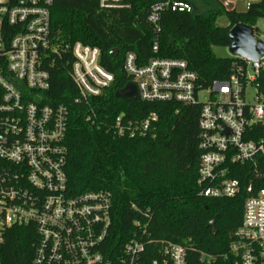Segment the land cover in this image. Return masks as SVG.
Returning a JSON list of instances; mask_svg holds the SVG:
<instances>
[{
  "label": "built area",
  "instance_id": "built-area-1",
  "mask_svg": "<svg viewBox=\"0 0 264 264\" xmlns=\"http://www.w3.org/2000/svg\"><path fill=\"white\" fill-rule=\"evenodd\" d=\"M94 1L106 9L128 6V0ZM54 2L0 0V248L8 230L26 227L36 236L30 264H141L152 240L144 241L137 232L112 259L107 255L110 193L69 191V112L62 103H40V92L50 86L49 67L56 62L69 65L75 101L87 106L85 120L92 124L97 119L89 100L101 96L114 77L99 63L97 47L57 42L50 16ZM168 9L188 11L190 5L184 0H151L146 20L155 36L153 53L158 50L161 15ZM254 36L264 42V37ZM241 60L233 63L227 79L209 84H203L180 58L154 56L138 64L136 54L128 52L122 66L135 84V99L199 107L197 184L207 197L235 196L240 182L232 175L233 166L264 159V94L256 81L264 70V54L256 66ZM250 86L255 91L253 103L247 101ZM156 122L154 113L142 119L120 114L112 128L118 136L154 137ZM243 210L230 243L233 264H264V187L245 199ZM157 253L163 264H186L182 244L161 241Z\"/></svg>",
  "mask_w": 264,
  "mask_h": 264
},
{
  "label": "trees",
  "instance_id": "trees-1",
  "mask_svg": "<svg viewBox=\"0 0 264 264\" xmlns=\"http://www.w3.org/2000/svg\"><path fill=\"white\" fill-rule=\"evenodd\" d=\"M184 1L190 10L162 13L156 53L152 51L154 32L146 20L151 0H128L127 7L109 9L100 8L94 0H55L51 7L57 42L97 47L99 63L114 77L101 96L89 100L96 112L95 124L85 120L87 106L75 101L77 90L69 65L56 62L49 67L50 86L40 92V103H62L69 112L66 173L70 194L110 193L112 223L105 248L111 259L137 232L144 241L152 240L141 264H152L154 259L163 264L157 253L161 241L182 244L186 264H233L230 243L242 221L243 203L264 187L261 159L233 166L232 175L240 182L235 196H204L197 184L199 107L114 96L130 79L122 68L128 52L136 54L138 64L154 56L184 59L203 84L227 79L233 63L242 61L217 57L212 47L228 46V31L236 23L251 26L257 33L254 25L264 17V0L250 2L244 12L234 7L227 10L221 0ZM221 16L227 18L226 25L216 24ZM256 81L264 94V70ZM152 113L157 115L154 137L118 136L112 128L120 114L125 119H142ZM35 239L33 230L26 227L8 230L0 248L2 264H30Z\"/></svg>",
  "mask_w": 264,
  "mask_h": 264
},
{
  "label": "water",
  "instance_id": "water-1",
  "mask_svg": "<svg viewBox=\"0 0 264 264\" xmlns=\"http://www.w3.org/2000/svg\"><path fill=\"white\" fill-rule=\"evenodd\" d=\"M227 10L233 7L229 0H221ZM228 49L232 57L251 61L254 66L262 54H264V42L254 36L253 27L242 23L234 24L228 31ZM117 98L135 99L137 96L135 84L129 80L122 88L114 92Z\"/></svg>",
  "mask_w": 264,
  "mask_h": 264
},
{
  "label": "rangeland",
  "instance_id": "rangeland-1",
  "mask_svg": "<svg viewBox=\"0 0 264 264\" xmlns=\"http://www.w3.org/2000/svg\"><path fill=\"white\" fill-rule=\"evenodd\" d=\"M231 3H233V7L236 9L238 12H244L247 9V6L249 5L250 1L249 0H229ZM257 22L255 23L254 27L257 28V34H259L261 37H264V17L258 18L256 20ZM216 24L218 25H226L227 24V18L224 16L219 17L216 20ZM214 54H216L217 57H232L228 46H213L212 47ZM248 72L251 74L252 68L248 66ZM254 97H255V91L253 87H248L247 89V101L250 103L254 102ZM200 100L203 101L206 98V93L200 95Z\"/></svg>",
  "mask_w": 264,
  "mask_h": 264
}]
</instances>
